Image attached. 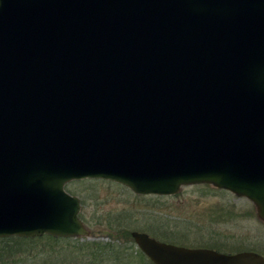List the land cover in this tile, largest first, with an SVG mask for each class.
Wrapping results in <instances>:
<instances>
[{
    "label": "water",
    "instance_id": "obj_1",
    "mask_svg": "<svg viewBox=\"0 0 264 264\" xmlns=\"http://www.w3.org/2000/svg\"><path fill=\"white\" fill-rule=\"evenodd\" d=\"M206 184L264 223V0H0V239L77 238L72 181ZM130 237L152 264H264Z\"/></svg>",
    "mask_w": 264,
    "mask_h": 264
},
{
    "label": "rangeland",
    "instance_id": "obj_2",
    "mask_svg": "<svg viewBox=\"0 0 264 264\" xmlns=\"http://www.w3.org/2000/svg\"><path fill=\"white\" fill-rule=\"evenodd\" d=\"M65 189L79 199L78 219L87 235L56 243L41 237L15 248L13 253L17 254L8 257L6 264H62L61 260L52 261L47 252L51 247H70L75 240L99 246L113 244L131 256L124 264H143L135 254L139 251L135 243L125 238L133 231L174 246L225 254L253 251L264 256V223L258 221L251 203L210 186H185L168 197L137 196L129 188L97 179L75 180Z\"/></svg>",
    "mask_w": 264,
    "mask_h": 264
},
{
    "label": "trees",
    "instance_id": "obj_3",
    "mask_svg": "<svg viewBox=\"0 0 264 264\" xmlns=\"http://www.w3.org/2000/svg\"><path fill=\"white\" fill-rule=\"evenodd\" d=\"M46 240H49L53 243L70 241V239H55L49 236H44ZM127 241H133L130 237V234H126ZM41 238L37 239H24V238H6L0 239V254H4L5 256L0 255V262L7 263L13 253L14 249H20L21 245H28L30 243H35L36 241L40 240ZM126 250H122L121 248L113 245V244H104V245H97V244H82L79 241L75 240L74 244L70 247L58 248V250H53L51 247V251L47 252L49 258H52V261L61 260L62 264H66L67 260L71 261L70 263H83L86 264H124L131 258L127 254ZM135 254L139 255L138 259L143 264H152L140 251H135ZM68 255V256H67ZM6 257V258H3ZM89 261V262H88ZM59 264V262H58Z\"/></svg>",
    "mask_w": 264,
    "mask_h": 264
},
{
    "label": "bare ground",
    "instance_id": "obj_4",
    "mask_svg": "<svg viewBox=\"0 0 264 264\" xmlns=\"http://www.w3.org/2000/svg\"><path fill=\"white\" fill-rule=\"evenodd\" d=\"M139 196V195H138ZM140 196H142V195H140ZM151 196H153V195H151ZM254 207V206H253ZM254 210H255V207H254ZM255 213H256V210H255ZM159 242V241H158ZM162 243V242H161ZM163 244V243H162ZM165 244H167V243H165ZM171 245V244H170ZM174 246V245H173ZM178 247H180V246H178ZM186 248V247H185Z\"/></svg>",
    "mask_w": 264,
    "mask_h": 264
},
{
    "label": "flooded vegetation",
    "instance_id": "obj_5",
    "mask_svg": "<svg viewBox=\"0 0 264 264\" xmlns=\"http://www.w3.org/2000/svg\"><path fill=\"white\" fill-rule=\"evenodd\" d=\"M229 193V192H228ZM237 198V197H236ZM254 208V207H253Z\"/></svg>",
    "mask_w": 264,
    "mask_h": 264
}]
</instances>
